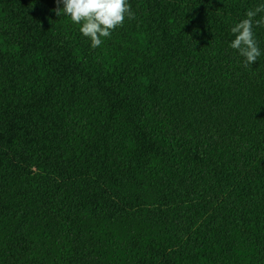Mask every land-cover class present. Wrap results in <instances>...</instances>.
<instances>
[{
	"label": "trees",
	"instance_id": "trees-1",
	"mask_svg": "<svg viewBox=\"0 0 264 264\" xmlns=\"http://www.w3.org/2000/svg\"><path fill=\"white\" fill-rule=\"evenodd\" d=\"M128 2L93 49L0 0V264H264V0Z\"/></svg>",
	"mask_w": 264,
	"mask_h": 264
},
{
	"label": "clouds",
	"instance_id": "clouds-1",
	"mask_svg": "<svg viewBox=\"0 0 264 264\" xmlns=\"http://www.w3.org/2000/svg\"><path fill=\"white\" fill-rule=\"evenodd\" d=\"M56 4L53 9L56 15H65L73 24L79 25V32L91 41L93 49L101 46L104 39L111 38L117 28L123 27L126 19H135L128 0H56ZM260 13H264V3L249 9L246 18L231 28L235 38L229 47L243 58L246 68L261 56L253 33L254 25L264 27V16L256 19Z\"/></svg>",
	"mask_w": 264,
	"mask_h": 264
}]
</instances>
